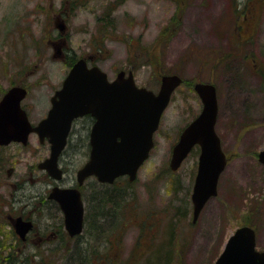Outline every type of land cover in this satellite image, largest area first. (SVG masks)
Segmentation results:
<instances>
[{
	"label": "rangeland",
	"instance_id": "374dc122",
	"mask_svg": "<svg viewBox=\"0 0 264 264\" xmlns=\"http://www.w3.org/2000/svg\"><path fill=\"white\" fill-rule=\"evenodd\" d=\"M58 14L67 17L69 27L65 57L52 45ZM82 56L111 79L120 70H132L138 86L156 92L163 74L177 73L184 82L164 111L154 150L126 189L119 206L121 222L112 217L104 221L108 230L100 232L98 221V228L91 227L93 238L88 227L79 240L90 239V251L108 254L116 264H129L140 238L148 253L142 264L153 262L165 248L171 258L165 264H215L227 239L248 223L256 228L258 249L264 250V163L259 160L264 149V0H0V99L13 85L28 87L23 106L33 123L51 109V97L63 85L71 57L76 62ZM196 81L218 88L216 130L228 164L219 193L193 223L199 146L177 171L169 164L180 132L203 106ZM73 128V143L84 141L89 124L79 120ZM29 141L0 146V264L9 255L21 264H74L84 252L65 254L74 238L62 226L58 229L62 213L48 196L54 185L38 167L50 154L48 142L35 134ZM88 157L87 145L76 147L67 159L69 180L61 181L63 186L73 183ZM93 182L90 178L85 187L90 199L94 189L109 188ZM90 199L85 200L88 206ZM179 206L187 207L186 216L173 215ZM22 213L35 219L39 232L26 242L8 219ZM168 224L175 226L174 232ZM26 256L29 261L22 260Z\"/></svg>",
	"mask_w": 264,
	"mask_h": 264
},
{
	"label": "water",
	"instance_id": "95a60500",
	"mask_svg": "<svg viewBox=\"0 0 264 264\" xmlns=\"http://www.w3.org/2000/svg\"><path fill=\"white\" fill-rule=\"evenodd\" d=\"M64 29L63 25L58 24ZM159 92L138 86L131 70L118 73L109 81L108 73L98 65L88 66L85 58L79 59L70 69L61 89L53 97L49 115L33 126L21 106L28 90L16 85L5 92L0 101V144L23 141L27 144L32 131L41 140L48 138L52 144L51 156L40 164L58 179L63 173L59 156L67 144V136L76 117L90 113L96 118L91 138V155L78 170L82 184L88 176L95 175L102 182H113L127 175L133 182L139 169L154 148V132L159 128L164 110L171 102L175 89L183 78L177 73L162 76ZM203 107L201 112L180 133L174 145L170 168L177 170L188 154L200 145L198 172L193 186V222H196L208 200L219 192L218 184L227 167L228 157L216 131L219 114L217 88L211 82H196ZM264 163V150L259 152ZM62 207L65 227L72 236L84 230L85 206L80 189L55 186L49 195ZM13 220L15 231L25 239L33 229V222L18 216ZM215 264H264V250L257 249V232L247 224L238 227L225 242V247Z\"/></svg>",
	"mask_w": 264,
	"mask_h": 264
},
{
	"label": "trees",
	"instance_id": "16d2710c",
	"mask_svg": "<svg viewBox=\"0 0 264 264\" xmlns=\"http://www.w3.org/2000/svg\"><path fill=\"white\" fill-rule=\"evenodd\" d=\"M176 17L177 16H175V18ZM167 31H168V29H167ZM167 31L164 28L163 34L164 33L167 34ZM70 60H71L70 62H72V64H73L74 57H71ZM121 181H125L126 183L121 185L120 187H118L119 184L121 183ZM93 183L95 184V186L104 185L105 187H107V185L97 183L96 181ZM116 185H118V186H116ZM132 185L133 184H131L128 181V179L121 178L117 181V183H115V185H111L112 188L109 187L106 190L99 191V192H97V188L94 189V193H92L93 196L89 200V204L91 207L89 206V209H87V213L85 216L86 217V227L85 228H86L87 232H88L91 224L94 226V228L95 227L98 228L97 227V225L99 223L98 221L101 222V220L102 221H106V220L108 221L109 219H111L113 217L114 220H117L116 224L121 222L120 220H122V218L120 216V209H119L120 207L119 206L124 201V199L126 200V196H127L126 195V191H127L126 189H128V186H132ZM99 193L102 194V198L100 197ZM93 209H96L95 213L92 211ZM186 211H187V207L179 206V208L174 211V214L179 215V213H180L184 217V216H186ZM88 226H89V228H88ZM110 226H111V224H110ZM142 234L143 233H141V236H142ZM141 247H142V245H141V238H140V240L135 245L134 250L132 251V253L127 258V261L129 264H142L145 256H147L148 253H146L144 250H142ZM165 250H166V248L164 250H162L161 253H159L158 258H154V261H153L154 263L151 262L152 259L149 258L148 261L151 263H147V264H165L168 259H171L170 257H168V252H166ZM94 256H96V260L93 259ZM26 259H27V261H29L28 256H26V258H24L22 260H26ZM108 259H109L108 254L100 255V254L87 253L86 252L84 257L80 256L77 259L75 258L73 263L74 264H105L106 261H108V262H110V264H116V261L114 260V258L113 259L110 258L109 260ZM24 262L25 261H23V263ZM6 264H21V259H19L18 257H14L13 255H10L6 261Z\"/></svg>",
	"mask_w": 264,
	"mask_h": 264
},
{
	"label": "flooded vegetation",
	"instance_id": "af4514ba",
	"mask_svg": "<svg viewBox=\"0 0 264 264\" xmlns=\"http://www.w3.org/2000/svg\"><path fill=\"white\" fill-rule=\"evenodd\" d=\"M57 18L59 17L61 20H62V23H63V26L65 27V31H63V32H61V31H59L58 30V34H57V37H56V39L57 40H54V41H52V45H54V48H55V50H57V52H58V55L60 54L61 56H63V57H65V48H67V46H68V38H67V34H68V31H69V27H68V22H67V17H65V16H63L62 14H58L57 16H56ZM58 21V20H57ZM59 22V21H58ZM55 23V22H54ZM79 120H81L82 122H86V123H88L89 124V131H88V133H86L87 134V136H83V140L84 141H82L81 139L80 140H78L77 142H75V143H73V141L71 140V136H72V134H73V136L75 135V130H74V125H73V130H72V132H71V134H70V136H69V142H68V145H67V147L64 149V152H63V154H61V156H60V158H59V162H60V166H61V169H62V173L63 174H65L64 175V177L60 180V182L59 181H57L56 179H53L51 176H50V174L45 170V169H43L42 168V170L45 172V174H48L49 176H50V178H51V180H52V183H53V185H56V184H58V185H61V186H63V184L61 183V181H64L65 182V180L67 181V180H69V174L68 173H66V163H67V159H69L71 156H72V153L73 152H75V149H76V147H80V146H85V145H87L88 147H89V155H90V153H91V150H90V148H91V138H90V132H91V130H92V126H93V124L95 123V121H96V119L93 117V116H91L90 114H86L84 117H80V118H78V119H76L75 120V122H74V124H76ZM35 124V123H34ZM73 131H74V133H73ZM77 131H79V128H77ZM33 134H35V135H37L38 136V134L36 133V132H34ZM87 138H89V142L88 143H85V141H86V139ZM45 142H48V146H49V148H50V142L48 141V140H46V141H44L43 143H45ZM71 145V146H70ZM69 147H70V149H69ZM48 157V155L44 158V159H46ZM13 169V168H12ZM89 180V179H88ZM73 181V183L71 184L70 183V185L69 186H77V185H79L78 183H77V180H76V178L75 179H73L72 180ZM86 182H88V181H86ZM86 184V183H85ZM66 185V184H65ZM83 186V188H81V191H82V194L86 197V201L88 200V199H90V196L89 195H87V193L88 192H86L85 191V186L84 185H82ZM55 205H56V207H58L59 208V210L61 211V213H62V225H63V228H64V225H65V218H64V213H63V210H62V207H60V205H59V203L55 200ZM22 215L24 216V218H26V219H32L30 216H28V215H26V214H24V213H22ZM19 216V215H18ZM13 217H16V216H13L12 214H10V216L8 217V219L10 220V222L12 223L13 222ZM10 223V224H11ZM65 229V228H64ZM66 230V229H65ZM67 231V230H66ZM35 232V234L36 235H38L39 234V232L38 231H35V230H31L28 234H27V236H26V238L24 239V242H26L29 238H30V236L33 234ZM56 234L57 233H54L53 235L56 237ZM39 238H40V240H43V239H45L43 236H39ZM78 238V237H77Z\"/></svg>",
	"mask_w": 264,
	"mask_h": 264
},
{
	"label": "bare ground",
	"instance_id": "6f19581e",
	"mask_svg": "<svg viewBox=\"0 0 264 264\" xmlns=\"http://www.w3.org/2000/svg\"><path fill=\"white\" fill-rule=\"evenodd\" d=\"M76 180H77V183H78L79 185H77V186H71V187H74V188L80 187L81 184L79 183L78 179H76ZM48 196H49V195H48ZM49 198H50V196H49ZM46 202H47V200L45 201L44 206L46 205ZM48 202H50V200H48ZM86 206H87V209H89V206H88V205H86ZM54 207H56V205H55ZM52 209L55 211L54 208H52ZM167 212H170V209H168ZM86 213H87V210H86ZM94 213H95V212H94ZM171 213H172V209H171ZM173 214H174V213H173ZM29 220H31V221L33 222V230L38 231V230H37V225H36V221H35V219H29ZM107 223H109V222L107 221ZM249 223H250V222H249ZM104 224H106V222H104V221L101 220L100 225H99V228H100V229H96V230H97V231H100V232H101V230H102V231H104V230H108L107 228H104ZM247 224H248V223H247ZM247 224H245V225H247ZM107 225L110 226L109 224H107ZM249 225H251V224H249ZM61 226H62V228H63V225H62L61 223H59V224H58V229H60ZM88 227H89V226H88ZM91 227H93L92 224L90 225V231H89V232L92 233L91 238H93V236H94V229H92ZM64 228H65V225H64ZM112 228H113V227H111L110 230H112ZM65 229H66V228H65ZM168 229H169V230H172V231L174 232V230H175V226L173 225V226L171 227V225L168 224ZM66 230H67V229H66ZM172 231H171V232H172ZM64 234H65L66 236L68 235L69 237H71V239L74 238V239L72 240V244H71L72 246H71L70 248H68V250L64 251L65 254L68 255V252H69V253H70V256L73 257L74 254H75V252H76V250H77V251L80 250V251H83V252H84V253L81 254L80 256L84 257L85 254H86V252H87V253H94V252L97 251L96 249H92V250L90 251V247H89L90 239H86V241H82V242H81V240H79V238L81 237L80 235H83V234H79V235L72 236V235L68 232V230L65 231ZM77 237H78V238H77ZM22 242H24V241H22ZM164 246H165V244H164ZM9 256H10V255H9ZM9 256L5 258V261H7V259L9 258Z\"/></svg>",
	"mask_w": 264,
	"mask_h": 264
}]
</instances>
